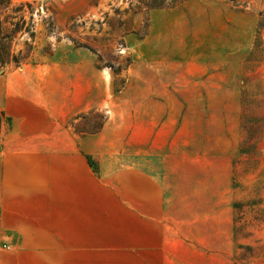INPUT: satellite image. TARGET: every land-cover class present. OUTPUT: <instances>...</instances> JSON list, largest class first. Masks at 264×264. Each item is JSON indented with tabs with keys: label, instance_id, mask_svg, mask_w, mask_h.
<instances>
[{
	"label": "rangeland",
	"instance_id": "1",
	"mask_svg": "<svg viewBox=\"0 0 264 264\" xmlns=\"http://www.w3.org/2000/svg\"><path fill=\"white\" fill-rule=\"evenodd\" d=\"M0 20L23 63L0 68V264H264V0H10ZM157 69L182 74L163 147L87 155L80 210L61 203L29 78L114 95Z\"/></svg>",
	"mask_w": 264,
	"mask_h": 264
},
{
	"label": "crops",
	"instance_id": "2",
	"mask_svg": "<svg viewBox=\"0 0 264 264\" xmlns=\"http://www.w3.org/2000/svg\"><path fill=\"white\" fill-rule=\"evenodd\" d=\"M50 74L42 79L43 82L31 78L28 80L34 84L44 83L46 93L53 103L48 109H43L50 117L46 127L49 134L46 136L47 146L40 149L39 155L48 160V167L53 174L51 184L60 187L64 192L61 203L71 205L70 208H75L78 212L83 198L80 190L85 185V174L94 178L87 155L98 158L101 157L98 152L105 151L114 156H131L136 152L131 145L134 138L146 140V148L141 151L150 152V149L153 151L163 147L159 140L165 138V127L174 124L175 108L180 106L177 94L181 91L179 86L182 74L174 69L167 73L165 69H157L156 79H148L150 86L145 90L136 92L126 86L123 91L114 95L109 88L103 89L95 81L88 84H62ZM151 82H155L152 84L156 85V89H153ZM94 110H104L107 113L103 126L93 131L78 129L75 126L77 119ZM122 173L126 181L133 177L130 168H125ZM143 199L145 200L142 203L148 204L149 209L148 197Z\"/></svg>",
	"mask_w": 264,
	"mask_h": 264
},
{
	"label": "trees",
	"instance_id": "3",
	"mask_svg": "<svg viewBox=\"0 0 264 264\" xmlns=\"http://www.w3.org/2000/svg\"><path fill=\"white\" fill-rule=\"evenodd\" d=\"M10 5V0H0V13ZM21 5H29L28 3ZM12 63L15 67H20L23 63H19L18 57L14 55L12 50V35H4L2 22L0 20V68Z\"/></svg>",
	"mask_w": 264,
	"mask_h": 264
}]
</instances>
